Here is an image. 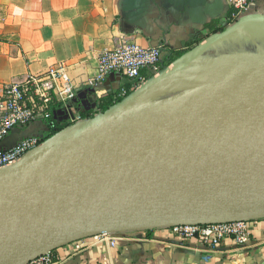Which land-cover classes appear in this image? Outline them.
Listing matches in <instances>:
<instances>
[{"label":"water","instance_id":"obj_1","mask_svg":"<svg viewBox=\"0 0 264 264\" xmlns=\"http://www.w3.org/2000/svg\"><path fill=\"white\" fill-rule=\"evenodd\" d=\"M221 82L150 103L124 97L0 168V264L101 233L264 218V109L215 116L216 98L183 108Z\"/></svg>","mask_w":264,"mask_h":264},{"label":"crops","instance_id":"obj_2","mask_svg":"<svg viewBox=\"0 0 264 264\" xmlns=\"http://www.w3.org/2000/svg\"><path fill=\"white\" fill-rule=\"evenodd\" d=\"M228 14L227 0H0V84L65 63L76 95L54 109L60 123L74 124L82 112H96L104 96L119 94L126 86L129 102L162 100L174 95H164L170 79L199 62L217 68L230 66L234 59L264 61V0L249 5L232 21ZM209 24L223 30L187 49L197 34L207 33ZM214 36H221L220 41L189 58ZM121 42L142 47L162 44L159 68L154 73L142 71L144 79L135 85L116 72L93 82L100 52ZM169 50L184 52L164 61ZM46 134L45 122L36 120L12 129L1 147ZM84 241L79 250L70 243L54 249L56 264H264V218L251 222L249 241L243 246L227 238L214 248L206 247L195 238L170 236L163 227L122 232L112 244L91 236Z\"/></svg>","mask_w":264,"mask_h":264},{"label":"built area","instance_id":"obj_3","mask_svg":"<svg viewBox=\"0 0 264 264\" xmlns=\"http://www.w3.org/2000/svg\"><path fill=\"white\" fill-rule=\"evenodd\" d=\"M229 4L228 21L236 19L246 8L257 0H227ZM164 46L142 47L133 42H121L111 49H104L97 57L96 74L93 82L102 81L110 73H119L133 85L144 79L142 71L154 73L164 54ZM122 88L118 96L123 97ZM76 95L68 66L61 62L40 73H28L18 80L0 84V168L11 165L40 142L37 135L26 136L10 147H1V141L14 128L26 127L36 120H45L49 107L62 105L73 100ZM77 117L75 121H79ZM236 220L205 224H182L163 227L170 236L180 239H196L206 247H216L227 238L235 244L245 245L249 241L251 222ZM120 233H101L91 236L94 241L114 243ZM73 250L83 248L84 238L70 242ZM26 264H56L54 250L46 251Z\"/></svg>","mask_w":264,"mask_h":264},{"label":"bare ground","instance_id":"obj_4","mask_svg":"<svg viewBox=\"0 0 264 264\" xmlns=\"http://www.w3.org/2000/svg\"><path fill=\"white\" fill-rule=\"evenodd\" d=\"M219 80H223L219 87L211 88L191 101L185 102L183 108L210 110L209 102L212 98H216L221 102L222 110L215 116L235 115L245 108L264 109V72L238 68L227 71ZM228 93H232L231 101L225 98Z\"/></svg>","mask_w":264,"mask_h":264},{"label":"rangeland","instance_id":"obj_5","mask_svg":"<svg viewBox=\"0 0 264 264\" xmlns=\"http://www.w3.org/2000/svg\"><path fill=\"white\" fill-rule=\"evenodd\" d=\"M209 67V68H208ZM241 67V68H240ZM243 69V70H252L257 69L261 72H264V62H240L237 59H234L230 62L229 65H220L216 67H210L206 65H202L200 62L195 65V67L188 73L183 71L180 77L174 76L170 79L168 87L164 89V95H171L178 93L183 90H187L189 88L199 86L205 83L212 82L214 80H218L224 75L227 71L236 70V69ZM186 73V74H184ZM225 81V80H224ZM175 82L176 86L175 87Z\"/></svg>","mask_w":264,"mask_h":264},{"label":"trees","instance_id":"obj_6","mask_svg":"<svg viewBox=\"0 0 264 264\" xmlns=\"http://www.w3.org/2000/svg\"><path fill=\"white\" fill-rule=\"evenodd\" d=\"M223 27H219V28H214L211 24L207 25V33L205 35L203 34H197L194 39L188 43L187 45V49H189L190 47L194 46L195 44L201 42L203 39H205L208 35L212 34V33H216L219 31H222ZM184 50H169V53L167 54V56H165L164 61H172L175 58L181 56L183 54ZM124 89L126 90V94L121 97L118 96V94H108L106 96H104L97 107V111L99 112H104L107 109H109L111 106L119 103L120 101H122L124 99V97H126V95L129 94L130 90L126 87H124ZM59 105H51L49 107V110L47 112V116L45 117V124L47 127V134L44 136V138L41 139V141H43L44 139L56 134L57 132H59L60 130H62L64 127L71 125L73 122L69 121L66 123H60L55 117H54V109L56 107H58ZM96 112H82L79 117L81 119H86V118H91L94 116V113Z\"/></svg>","mask_w":264,"mask_h":264}]
</instances>
